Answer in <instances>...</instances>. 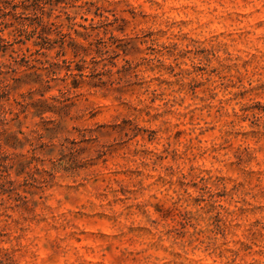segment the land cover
<instances>
[{"label": "rangeland", "instance_id": "obj_1", "mask_svg": "<svg viewBox=\"0 0 264 264\" xmlns=\"http://www.w3.org/2000/svg\"><path fill=\"white\" fill-rule=\"evenodd\" d=\"M42 3L57 43L39 17L0 25V264H204L176 250L193 236L206 264H264V0ZM156 185L197 189L203 215L153 201L144 223ZM49 201L73 219L49 225Z\"/></svg>", "mask_w": 264, "mask_h": 264}, {"label": "clouds", "instance_id": "obj_2", "mask_svg": "<svg viewBox=\"0 0 264 264\" xmlns=\"http://www.w3.org/2000/svg\"><path fill=\"white\" fill-rule=\"evenodd\" d=\"M133 5L136 6V0H133ZM147 7V6H145ZM168 7L169 6H165L164 9H156L155 11L159 12H163L165 13L164 18L165 19H169V18H180L183 14H177V13H171L168 12ZM149 11H152V9H149ZM184 66L186 68H188L189 71H191V68L189 67V65H187V63L184 64ZM188 79H191V77L189 76ZM161 103H163V101H161ZM191 103V102H190ZM186 109L189 107L188 105L184 106ZM205 119H208V117H205ZM213 123H215V121H212ZM203 127V123L202 121H195L191 124H189L187 121H185V128L187 129V136H186V140L194 143L197 141L198 138L201 137V132L200 129ZM163 146H167L166 144H163ZM157 151H160V148H157ZM216 167V166H215ZM222 167V166H219ZM186 169V166H185ZM164 174V173H161ZM184 175L187 176V171H184ZM174 179V177H173ZM198 195V191L195 188L192 187H186L185 189H179L176 190L172 187H168L167 185H156L155 187H153L150 191H148L143 197H141V199L144 200H148L150 203L146 205V210L148 213V216L146 218H142L143 222L146 224H151L154 221H159V216L157 214V209L153 206H151V202H157V203H164L167 205H175L176 208V212L177 214L179 213H183V212H191V213H199L201 215H203L202 212H200L201 209H203L205 207L204 204H199V205H193L192 204V198ZM111 197H109L110 199ZM56 199L57 200H62L63 197L57 193L56 194ZM205 199H207V197H205ZM249 199H251V197H249ZM92 200L96 203H101L100 201H96L95 197H92ZM83 202V200H82ZM261 203H264V201H260ZM102 203L107 204V201H103ZM49 205L51 207H53L55 209V211H53L51 214L48 215V221L47 223L49 225L55 224L57 226H60L61 224H67V221L72 220V216L70 215V207L69 205H64L61 206L60 204H55L53 203V201H49ZM235 207L238 205H234ZM225 207H227L229 209V211H232L231 208L228 207V205L226 204ZM55 216L56 219L53 220L52 217ZM66 218V219H65ZM121 221L124 224H127L128 221H125L123 217H121ZM76 223H79L78 221H76ZM163 223V222H162ZM172 225V221H168L166 222V226L167 227H171ZM41 227H44V225H41ZM203 227L202 224H195L194 227H192L190 229L191 233H198L200 231V229ZM72 227L71 226H67L65 227L61 232L59 233H54L57 235H61L63 236L67 231H72ZM164 228L163 227H158L156 229V231L159 233L160 236H164ZM33 237L38 236L39 238H34L30 244V247L32 249L33 252H36L37 254H39L40 248L43 245V233L42 232H38V233H33L31 234ZM165 239H167L165 237ZM193 240L195 241V243L192 246H186L184 248H177V251H180L184 257L187 258V261H191L192 259H198V260H202L204 262V264H206V258L205 257H201L199 255V253L196 251L197 249L201 248L202 246L200 245L199 239L196 236H193ZM26 243H28L26 241ZM229 247H234V245L229 244ZM124 248H127L129 252H141L142 249L140 247H131L127 244L123 245ZM150 253H145V255H149ZM159 255V254H157ZM89 259H91V257H88ZM167 258V257H166ZM249 259H259L264 261V256L262 257H250ZM142 260V257H141ZM27 264V262H26ZM35 264H39V261L35 262ZM149 264H153V262H149ZM156 264H164L163 260H160L158 262H156ZM214 264H224L223 260H219V261H214ZM237 264H246L245 261H237Z\"/></svg>", "mask_w": 264, "mask_h": 264}, {"label": "trees", "instance_id": "obj_3", "mask_svg": "<svg viewBox=\"0 0 264 264\" xmlns=\"http://www.w3.org/2000/svg\"><path fill=\"white\" fill-rule=\"evenodd\" d=\"M42 1L43 0H0V25L7 26L9 24L7 20L8 18H11L10 20L14 19V22H17V26L22 29H27L28 24L24 23L23 20H20L25 14L39 17L41 25H43L44 21L42 16L46 13L47 9ZM19 8L21 9V12L17 11ZM11 25H13V23H11ZM45 29H48V31L52 30L51 27H46V24L42 27V32H40L39 36L44 43H49L51 45L57 43L56 40L51 43L49 36L44 35ZM56 29H58V27ZM0 31H2V29ZM57 34L62 35L61 38L62 40L64 39L65 35H63L61 31H57ZM5 43H7V41L0 34V46L7 45Z\"/></svg>", "mask_w": 264, "mask_h": 264}]
</instances>
